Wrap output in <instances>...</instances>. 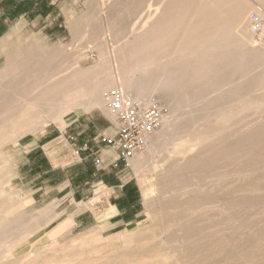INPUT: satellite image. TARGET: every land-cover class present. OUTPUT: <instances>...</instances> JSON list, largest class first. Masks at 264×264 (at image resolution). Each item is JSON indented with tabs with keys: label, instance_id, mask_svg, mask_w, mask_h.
Listing matches in <instances>:
<instances>
[{
	"label": "rangeland",
	"instance_id": "1",
	"mask_svg": "<svg viewBox=\"0 0 264 264\" xmlns=\"http://www.w3.org/2000/svg\"><path fill=\"white\" fill-rule=\"evenodd\" d=\"M179 1L57 0L56 4L52 5L50 0H23L22 2L0 0V33L15 23L24 13L27 14L30 24L15 41L11 39L6 42L3 51L0 48L2 51L0 52V82L3 85V89L0 86V264H219L220 262L225 264L228 260L230 262H227L228 264H264V197L257 200L256 193L255 201L257 200L256 204L259 207L256 210L248 209V212L246 210L244 213L243 210L247 208L243 207L241 210L242 208L236 205L237 200H233L235 208L230 207L227 214L223 213V219L226 217L234 219L226 229V236L229 239L227 249L231 252L230 256L227 255L217 226L218 218H214L209 210L207 198L203 197L198 203L193 198L191 185L194 182V174L191 172L194 168L195 148L193 146L196 141L193 140L189 129L196 114L200 115L202 129L214 125L219 117L218 105H224L222 107L229 121V132L237 130L248 120L263 114L262 68H257L256 72L245 77L243 75L246 74H232L230 71L232 66L248 67L250 63L254 67L253 63L259 65L261 62L260 59L253 60L257 54L248 53V45L245 44L244 39H249L252 34L253 18L258 16L260 22L264 19V0L215 1L217 3L219 1L218 4L212 0H198L197 3L195 0L191 3L190 0H181V3ZM210 3L215 5L214 8ZM248 5L252 7L250 10L247 9L250 8ZM223 6L226 10H222ZM227 6H230L229 9ZM189 11L194 13H190L194 18L192 21H189L193 19ZM242 12L246 13L239 21ZM221 14L226 16L223 17ZM40 17L43 20L35 22ZM183 18L186 20L181 21ZM217 18H219L218 21ZM231 19L233 22L230 21ZM180 21L182 30L179 26ZM223 21L225 24H221ZM249 22L253 25L251 26ZM185 24H187L186 28H183ZM243 24L245 25L241 26ZM261 24L264 25L263 22ZM228 25H234V28H228ZM220 26L224 29L223 31L221 27L219 31V33L223 31L221 32L223 36L217 33ZM229 34L232 36L229 37ZM214 37L215 42L212 40ZM197 41L202 49L197 45ZM208 42L211 44L204 46ZM190 43V47L195 45L196 48H190ZM144 45L148 47H143ZM142 47L147 54L144 51L138 62L129 60L128 57ZM242 47L246 48L242 49ZM209 48L210 51L212 49L211 52H208ZM112 49L118 50L119 56L123 55L119 63L122 67L120 72L124 71L122 74L125 76L129 68L141 63L140 66L145 71L159 76L155 80L156 88L162 87V83L158 84L161 80L168 82L169 91L168 95L165 94V98L153 95L152 92V94L149 93V98L152 97L151 100L155 99L160 104L172 131L170 130L168 136L164 138L157 137L156 133L152 136L150 141L154 143V151L149 158L139 164L138 169L133 166L134 158L127 168L113 166L108 172H100L101 176L98 173L92 175L88 185H85L84 171L76 166L46 173L49 168L47 169L45 162L31 153V148L37 139L45 140L43 135L46 131L51 132L48 135L50 138H55L59 131L65 128L78 127V130H82V126H87L90 121V127H94L93 132H105L111 135L114 132V121L99 109L83 111L79 114L76 123L70 122L65 125L59 124V121L64 118L66 111L44 110L40 114L37 112L31 116H24L23 110L18 109L22 102L20 98L27 88L37 90L51 83L71 81L76 69H82V77L81 75L80 77L91 84L92 78L87 79L86 76L89 74L93 77L94 70H97L95 67L100 61L99 55H103L104 70L101 82L104 80L102 84L104 99L106 93L120 89L119 86L116 87L117 89L111 86L112 82L119 84L118 80H121L117 77L116 59ZM232 49L236 50L232 52ZM186 50L187 55H184ZM213 52H218L217 57ZM235 53L243 55L240 58L238 54L241 60ZM198 54H202L203 57ZM251 54L253 57L250 56ZM196 55L197 58L193 57ZM251 57L252 62H250ZM225 59L226 64L225 61H221ZM245 59H248V62ZM240 61L241 63L238 64ZM212 62L215 65L217 63V67L221 65L219 63L225 64L222 67H227V70H220L221 74L215 77L205 75V71ZM187 66L189 68H186ZM200 66L206 67L203 68L205 70L202 71ZM175 70H178V73L182 70L181 75H174ZM196 73H198L195 75L197 80L194 79L197 82L193 80ZM106 75L110 76L106 77ZM173 75L176 76L177 82L183 78L182 82L177 83ZM220 75L226 76V79ZM170 76L173 77L174 82ZM255 76L261 81L254 78ZM107 78L111 80L108 81ZM250 78L252 85H250ZM232 79L233 81L230 82ZM126 80L127 78L122 77L123 82ZM7 81H9L8 85ZM208 81L211 83L206 86ZM212 81L214 85L219 81V87L217 85L215 87ZM254 81L257 83L254 84L255 87ZM22 85L25 87L23 88ZM189 86L194 90L192 93L188 90ZM221 86L225 88L222 87V89ZM197 87L205 88L204 93L200 94L203 92L202 89L200 93L195 92ZM231 89L234 91L236 89L235 92L238 95L234 91L231 92ZM251 89L252 92H250ZM209 91L210 95L216 92L212 95L214 99L208 102L203 101L201 97L209 94ZM245 91L247 95L244 94ZM32 95L34 96L35 93ZM177 99L179 100L176 101ZM210 109L213 110L210 111ZM13 112L15 117L10 116L14 114ZM8 119L18 123L8 122ZM176 128L180 131H176ZM181 168L184 169L181 170ZM261 175L264 176V174ZM259 177L260 174H256L253 179H259ZM184 187L187 193L182 190ZM261 194L264 195V191L258 195L262 196ZM244 215V221L239 222L240 216ZM256 217L257 219L253 221ZM248 221H250L249 225L244 223ZM254 229L255 233L252 232ZM184 237L188 240L184 241ZM232 247L237 250H232ZM249 247H251L249 250L253 249V251H249ZM230 259L234 260L230 261Z\"/></svg>",
	"mask_w": 264,
	"mask_h": 264
},
{
	"label": "bare ground",
	"instance_id": "2",
	"mask_svg": "<svg viewBox=\"0 0 264 264\" xmlns=\"http://www.w3.org/2000/svg\"><path fill=\"white\" fill-rule=\"evenodd\" d=\"M179 1V0H178ZM181 1V0H180ZM179 1V3H181ZM188 1V0H187ZM197 1L198 0H195V2L197 3ZM206 1V0H205ZM205 1L203 2V3H205ZM208 1V0H207ZM212 1H217V0H212ZM220 1V0H219ZM219 1H218V3H219ZM184 1H182V3H183ZM190 3L192 2V0H190L189 1ZM213 2V3H214ZM247 2V1H246ZM245 2V3H246ZM185 3H186V1H185ZM184 3V4H185ZM213 3H210V4H212V6H213ZM215 3H217V2H215ZM217 3V4H218ZM231 3V2H230ZM244 3V4H245ZM200 4H202V3H200ZM209 4V5H210ZM216 4V5H217ZM249 4V3H248ZM260 4V3H259ZM179 5H181V4H179ZM198 5V4H197ZM208 5V6H209ZM234 5V4H233ZM250 5H253V4H250ZM261 5V4H260ZM211 6V7H212ZM215 6V5H214ZM214 6H213V8H214ZM231 6V5H230ZM230 6H227V8L229 9V7ZM249 6V5H248ZM247 6V7H248ZM256 6V5H255ZM194 7H196V5L194 6ZM194 7H193V11H194ZM224 7V6H223ZM222 7V10H226V7H224L223 8ZM246 7V6H245ZM250 8H247V9H251L252 7L251 6H249ZM217 8V7H216ZM215 8V9H216ZM240 8V7H239ZM238 8V9H239ZM254 8V10H255V7H253ZM205 9H207V8H205ZM227 9V10H228ZM232 9V8H231ZM196 10V9H195ZM219 10V9H218ZM253 10V11H254ZM197 11V10H196ZM236 11H238V10H236ZM236 11H234V12H236ZM180 12V11H179ZM192 12V11H191ZM190 11H189V15L191 16V15H193V14H190L191 13ZM201 12V11H200ZM248 12V11H247ZM221 13V12H220ZM245 13L246 12H242V14L240 15V18H239V21H240V19H243V17L245 16ZM223 14V13H222ZM221 14V15H222ZM232 14V13H231ZM248 14V13H247ZM260 14V13H259ZM223 17H225L224 15H222ZM222 16H220V17H222ZM192 17V16H191ZM190 17V18H191ZM194 17H195V15H194ZM263 17V16H262ZM193 18V17H192ZM226 19V18H225ZM184 21V20H186V18L184 19H181V21ZM192 21V20H194V18L193 19H189V21ZM219 20V18H217V21ZM220 20H221V18H220ZM238 20V19H237ZM251 20V19H250ZM249 20V21H250ZM179 21V20H178ZM181 21L179 22V26H180V28H181V30H182V27H181ZM188 21V22H189ZM231 22H233L232 21V19L230 20ZM187 22V21H186ZM187 22V23H188ZM248 22V21H247ZM263 22V24H264V19H262L261 20V22L259 21V25H257V24H254V26H252L253 24L252 23H250L251 24V26H252V30H251V36L249 37V39H244V42H245V44H247L248 45V53L250 52V53H252L253 55H255V54H257V57L255 56V58H253V60H255V59H257V60H259L260 59V61H258V62H260V64L257 66L256 64H252V65H254V67H255V65H256V67H255V69H254V67H252L251 65H250V63L247 65L248 67H231L232 68V70L230 71L232 74H234V73H237V74H246V75H243V77H245V76H248L250 73H253V72H256V70H257V68H262V76L261 77H263L264 76V25H262L261 23ZM184 23V22H183ZM182 23V24H183ZM221 23V22H220ZM225 24V22L223 21L221 24ZM236 23H238V21L236 22ZM240 23V22H239ZM189 24H191L190 22H189ZM220 24V25H221ZM233 24V23H232ZM248 24V23H247ZM184 25V24H183ZM186 25L187 24H185V26L183 27V28H186ZM207 25V24H206ZM205 25V26H206ZM234 25H235V21H234ZM234 25L233 26H227L228 28L229 27H233L234 28ZM237 25V24H236ZM239 25V24H238ZM245 24H243V25H241V26H244ZM189 26V25H188ZM202 26H204V25H202ZM262 26V27H261ZM222 27V30L224 31V29H223V26H220L219 27V30H218V32L217 33H219V31L221 30L220 28ZM248 27H249V25H248ZM188 28V27H187ZM217 28V27H216ZM236 28V27H235ZM250 28V27H249ZM248 28V29H249ZM199 29V28H198ZM232 29V28H231ZM239 29V28H238ZM150 30H151V28H150ZM152 30H153V28H152ZM193 30V29H192ZM156 31V30H155ZM223 31H221V32H223ZM234 31V30H233ZM221 32L219 33L220 35H221ZM261 32V33H260ZM180 33H181V31H180ZM185 33H187L186 31H185ZM200 33H201V31H200ZM217 33L215 34V35H217ZM231 33H232V31H231ZM249 33V32H248ZM198 35V34H197ZM219 35V36H220ZM236 35H237V33H236ZM250 35V34H249ZM221 36H223V35H221ZM229 37H231L232 35H228ZM217 37V36H216ZM245 37V36H244ZM248 37V36H247ZM246 37V38H247ZM219 38V37H218ZM218 38H216L217 40H218ZM227 38V37H226ZM241 38V37H240ZM201 39V38H200ZM207 39H209V38H207ZM214 39H215V37L214 38H212V40H213V42H215L214 41ZM180 40V39H179ZM185 40H187V39H185ZM199 40V39H198ZM216 40V42L217 43H219L218 41ZM234 40V39H233ZM236 40V39H235ZM182 41V40H181ZM201 41V40H200ZM146 42V41H145ZM199 41H197L196 43H198ZM210 42V41H209ZM208 42V44L207 45H204V46H208L209 44H211V43H209ZM212 42V43H213ZM223 42H225L224 40H223ZM231 42V41H230ZM127 42L125 41V44H126ZM196 43H194V44H196ZM202 43H204V42H202ZM221 43V42H220ZM179 44V43H178ZM193 44V43H192ZM205 44V43H204ZM214 44V43H213ZM229 44H231V43H229ZM142 45V44H141ZM190 45H191V43L189 44V47H190ZM197 45H199V48H200V43H198ZM241 45V44H240ZM145 46H147V45H144L143 47H145ZM148 46H149V43H148ZM147 46V47H148ZM215 46V45H214ZM213 46V47H214ZM125 47V46H124ZM141 48V49H139V51H136L134 54H132V56H129L128 58H129V60H134L135 62H138L141 58H142V56H141V54L145 51V49L144 48ZM150 47V46H149ZM191 47H193V45L191 46ZM190 47V48H191ZM210 47V46H209ZM217 47V46H216ZM219 47V46H218ZM217 47V48H218ZM240 47V46H239ZM99 48H100V46L98 45L97 46V49H98V51H99ZM185 48V47H184ZM183 48V50L185 51V49ZM193 48H196V46L194 45V47ZM192 48V49H193ZM207 48V47H206ZM205 48V49H206ZM246 48V47H245ZM245 48H243L242 47V49H245ZM186 49H188V48H186ZM197 49H198V47H197ZM200 49H202V47L200 48ZM204 49V48H203ZM222 49V48H221ZM113 50V53L115 54H113L114 55V58L116 59V70L118 71L117 72V77H119V78H121V80H118V82H119V84L117 85V84H115L114 82H112V84H111V86H112V88L113 87H118L119 86V90H121L122 92H123V94H124V96L127 98V99H130V100H132V101H134L135 103H137V104H142V105H146V104H148L150 101H151V98L152 97H150L149 98V93H153V95L155 94V95H159V96H161V98L163 99V98H165L164 96H165V94H167L168 93V91H169V89H168V82H162V80L160 81V82H158V84H161L162 85V87H158V88H156L155 87V85H157L156 83H155V80L157 79V78H159V76L157 75V74H155V73H150V72H147V70L145 71L144 69H143V67L142 66H140L141 65V63H140V65L139 64H135L134 66H132L131 68H129V70H128V72H127V74H126V76L124 75V74H122L123 72H120V70H121V65H120V60H121V56H123V55H118L119 53H118V50H115V49H112ZM178 50V49H177ZM233 50H236V49H232V52H233ZM239 50V49H238ZM240 50H241V48H240ZM149 51V50H148ZM180 51H182V49L180 50ZM191 51V50H190ZM210 51V48H209V50H208V52ZM211 51H212V49H211ZM210 51V52H211ZM219 51H221V50H218V52ZM178 52V51H177ZM176 52V53H177ZM188 51L186 50V52H185V54L184 55H187L186 53H187ZM217 52V53H218ZM222 52V51H221ZM145 53H146V51H145ZM199 53V52H198ZM215 53V55L217 54L216 52H213V54ZM242 54H243V52H241ZM147 54V53H146ZM145 54V55H146ZM189 54V53H188ZM191 54V53H190ZM204 54V56H205V53H203ZM238 54H239V57L240 58H242V56L244 55H241L240 53H235V55H237V57H238ZM250 55V56H252L253 57V55ZM131 55V54H130ZM179 55H180V53H179ZM183 55V56H184ZM199 55V54H198ZM202 54H200L199 56H201ZM219 55V54H218ZM241 55V56H240ZM102 56L103 55H99V58H100V61H99V63L96 65V69L97 70H94V72H93V77H91L89 74H88V76H90V77H88V76H86L87 77V79L89 78H92V79H90V80H92V85L89 83H86L85 81H83V79L81 78L82 77V75H81V73L83 72H81V70H77L76 69V73L73 75L74 77H73V79L70 81V80H68V81H59V82H56V83H51V84H49V85H47L46 87H42V88H39V89H37V90H31L30 88H27V89H25V91H24V95L20 98L21 99V103H20V105L18 106V109H20V111L21 110H23V114H24V116H31V114H33V113H37V112H39L38 114H40V112H42V111H44V110H61V111H66V113H64V118L63 119H61L60 121H59V124H61V125H65V124H67V123H70V122H73V121H75L77 118H78V116H79V114L81 113V112H83V111H85V112H89V111H91V110H94V109H99V110H102L109 118H110V120H112V121H114L115 120V117L111 114V112L109 111V108H108V106H107V104H106V102H105V99H103V97H102V88H103V86H102V84H103V82H104V80H103V82H101V77H102V73H103V70H104V65L102 64V61H103V58H102ZM127 56V55H126ZM189 56H192V55H189ZM220 56V55H219ZM48 57V56H47ZM46 57V58H47ZM175 57V56H174ZM193 57H195V58H197V55L196 56H193ZM192 57V58H193ZM201 57H203V56H201ZM201 57H198V58H201ZM208 57V56H207ZM211 57H213V56H211ZM216 57H217V55H216ZM221 57V56H220ZM230 57H232V56H230ZM237 57H235V58H237ZM238 57V59H240ZM246 57H247V55H246ZM252 57H251V60H250V62H252ZM45 58V57H44ZM182 58V57H181ZM187 58V57H186ZM235 58H232V59H234L235 60ZM178 59V58H177ZM185 59V58H184ZM190 59H191V57H190ZM205 59H206V57H205ZM209 59V58H208ZM237 59V60H238ZM114 60V59H113ZM126 60V59H125ZM151 60V59H150ZM153 60V59H152ZM192 60V59H191ZM194 60V59H193ZM241 60V59H240ZM247 60V62H248V59H245V61ZM148 61V60H147ZM181 61V60H180ZM179 61V62H180ZM187 61V60H186ZM221 61H225V64H226V59L225 60H221ZM220 61V62H221ZM239 61V60H238ZM237 61V62H238ZM114 62H115V60H114ZM199 62V61H198ZM202 62V61H201ZM210 62V61H209ZM208 62V63H209ZM11 63V62H10ZM119 65H118V64ZM207 63V62H206ZM241 63V61L238 63V64H240ZM184 64V63H183ZM185 64H186V62H185ZM184 64V65H185ZM190 63H188V65H189ZM211 64V63H210ZM221 64V65H220ZM224 64V65H225ZM231 64H233V63H231ZM245 64V63H244ZM247 64V63H246ZM146 65V64H145ZM194 65V64H193ZM212 65L214 66L215 64H213V62H212ZM212 65H209V68L205 71L206 73H205V75H210V77H215L216 75H219V74H221L220 73V70H227V67H222V66H224L222 63H219V67H217L216 65H217V63H216V65H215V67H211L210 68V66H212ZM229 65V64H228ZM46 66V65H45ZM203 66V65H202ZM206 66H208V64L206 65ZM147 67V66H146ZM145 67V68H146ZM149 67V66H148ZM184 67V66H183ZM191 67H192V65H191ZM195 67V66H194ZM201 67V66H200ZM199 67V68H200ZM43 68V67H42ZM47 68V67H46ZM152 67H150V69H151ZM181 68V67H180ZM186 68H189V66H187ZM202 68V67H201ZM200 68V69H201ZM203 68H206V67H203ZM203 68L201 69L202 71H204L203 70ZM44 69V68H43ZM48 69V68H47ZM148 69V68H147ZM181 69H184V68H181ZM195 69H196V67H195ZM194 69V71H196ZM16 70V69H15ZM149 70V69H148ZM178 70H180V69H178ZM177 70V71H178ZM187 70H189V69H187ZM186 70V71H187ZM190 70H192V69H190ZM199 70V69H198ZM23 71H24V69H23ZM40 71H42V70H40ZM44 71V70H43ZM47 71H49V69L47 70ZM166 71V70H165ZM164 71V72H165ZM176 71V70H175ZM175 72L176 74H174V75H178V74H180V73H182L181 71H180V73H178V72ZM261 71V70H260ZM85 72V71H84ZM90 72V71H89ZM89 72H87V73H89ZM156 72H158V71H156ZM162 72V71H161ZM229 72V70L227 71V73ZM34 73H35V71H34ZM44 73H45V71H44ZM44 73H43V76H44ZM91 73V72H90ZM191 73H194V72H191ZM200 73V72H199ZM46 74H48V72L46 73ZM51 74H53V73H51ZM51 74L49 75V76H51ZM68 74V73H67ZM69 74L71 75V73H70V71H69ZM115 74V73H114ZM164 74V73H163ZM165 74H167L166 72H165ZM169 74V73H168ZM229 74V73H228ZM259 74H260V72H259ZM4 75V74H3ZM80 75H81V77H80ZM85 75V74H84ZM113 75V74H112ZM171 75V74H170ZM173 75V76H174ZM181 75V74H180ZM188 75V74H187ZM186 75V76H187ZM195 75H198V73H196V74H194V77H193V80H195L196 78H195ZM25 76V75H24ZM23 76V77H24ZM108 76H110V75H108ZM107 75H106V77H108ZM114 76V75H113ZM165 76V75H164ZM163 76V77H164ZM185 76V77H186ZM191 76H193L192 74H191ZM220 76H222L224 79H226L225 77H224V75H220ZM236 76V75H235ZM241 76V75H240ZM239 76V77H240ZM253 76V75H252ZM72 77V76H71ZM122 77L124 78V79H126L127 78V80L125 81V82H123L122 81ZM126 77V78H125ZM171 77V76H170ZM206 77V76H205ZM238 77V79H240ZM242 77V76H241ZM242 77V78H243ZM34 78V77H33ZM46 79H48V78H50V77H45ZM70 78V77H69ZM119 78H117V79H119ZM175 78H176V76H174V80H175ZM179 77H177V79H178ZM182 78V77H181ZM195 78V79H194ZM197 78H200V77H197ZM227 78H228V76H227ZM254 78H257V76H255ZM253 78V79H254ZM8 79V78H7ZM71 79V78H70ZM107 79H109L108 81H110L111 80V78H107ZM106 79V80H107ZM114 79V78H113ZM171 79L173 80V77H171ZM170 79V80H171ZM183 79V78H182ZM182 79H180V81L182 82ZM205 79V78H204ZM210 79V78H209ZM208 79V80H209ZM213 79V78H212ZM216 79V78H215ZM219 79V78H218ZM247 79V78H246ZM246 79H244L245 81H246ZM263 79V78H262ZM8 80H10V79H8ZM40 80V79H39ZM166 80H167V78H166ZM174 80L172 81V82H174ZM193 80H191V81H193ZM197 80V79H196ZM195 80V82H197ZM214 80V79H213ZM223 80V79H222ZM243 80V81H244ZM257 80H258V78H257ZM13 80L11 79V82H12ZM28 81V80H27ZM34 81H36V79L34 80ZM37 81H38V79H37ZM114 81H115V79H114ZM176 82H177V80H175ZM179 80H178V82H180ZM231 81H233V79L232 80H230V82ZM237 81V80H236ZM240 80H238L237 82H239ZM258 81H261V79H259ZM264 81V80H263ZM8 82L9 81H7L6 83H7V85H8ZM16 82L18 83V81L16 80ZM29 82V81H28ZM177 82V83H178ZM194 82V81H193ZM192 82V83H193ZM216 82V81H215ZM218 82L219 81H217L216 83V85L218 86ZM250 82H251V78H250ZM30 83H31V81H30ZM177 83H176V85H177ZM190 83V82H189ZM209 83H211L210 81H208V84H206V86H208V85H210ZM214 83V81H212V84ZM235 83V82H234ZM242 83V82H241ZM240 83V84H241ZM259 83V82H258ZM13 84V83H12ZM32 84H33V81H32ZM203 84V83H202ZM222 84V83H221ZM228 84V83H227ZM250 84V83H249ZM248 84V85H249ZM254 84H257L255 81H254V83H253V86L255 87V85ZM264 84V83H263ZM5 85V84H4ZM214 85V84H213ZM216 85H214L215 87H217ZM220 85V84H219ZM223 85H226V84H223ZM229 85H230V83H229ZM228 85V86H229ZM232 85V84H231ZM250 85H252V82H251V84ZM0 86H2V89H3V85H1V82H0ZM11 86H13V85H11ZM36 86V85H35ZM205 86V87H206ZM240 86V85H239ZM259 86H261V85H259ZM263 86V85H262ZM20 87V86H19ZM22 87H23V85H22ZM25 87V86H24ZM23 87V88H24ZM179 86H177V88H178ZM183 87V86H182ZM212 87V86H211ZM219 87V86H218ZM222 87H224V86H221L220 88H222ZM227 87V86H226ZM1 88V87H0ZM181 88V87H180ZM219 88V89H220ZM225 88V87H224ZM234 88H236V87H234ZM257 88V87H256ZM11 89V88H10ZM117 89V88H116ZM184 89V88H183ZM186 89V88H185ZM195 89H197L195 92H197V93H200V92H202L203 91V89L205 90V88H203L202 89V87L200 88V87H197V88H195ZM201 89H202V91H201ZM223 89V88H222ZM221 89V90H222ZM237 89H239V88H237ZM248 89V88H247ZM253 89V88H252ZM252 89H251V91L250 92H252ZM107 90H108V87H107ZM188 90H191V92L190 93H192L194 90H193V88L192 89H190V86H189V89ZM209 90V89H208ZM208 90H207V92H208ZM211 90H212V88H211ZM262 90V89H261ZM260 90V91H261ZM3 91V90H2ZM172 91V90H171ZM178 91V90H177ZM213 91H214V88H213ZM232 91H234L233 89H231V92ZM235 91H236V89H235ZM234 91V92H235ZM255 91V90H254ZM258 90H256V92H257ZM184 92V91H183ZM206 92V93H207ZM224 92V91H223ZM223 92H221V94L223 93ZM259 92V91H258ZM33 93H35V95L33 96L32 94ZM151 93V94H152ZM172 93V92H171ZM176 93V92H175ZM181 93V92H180ZM179 93V94H180ZM204 93V91L202 92V93H200V94H203ZM227 93V92H226ZM236 93V92H235ZM248 94H250L249 92H247ZM7 94H8V92H7ZM181 94H183V93H181ZM214 95L216 94V92L215 93H213ZM213 94H211L210 95V91H209V94H206V95H203V97H201V99L204 101V100H207L206 102H208V100H213L214 99V97L212 96ZM219 94V93H218ZM245 95H247L246 94V91H245V93H244ZM168 95V94H167ZM170 95V94H169ZM177 95V94H176ZM210 95V96H209ZM236 95H238L237 93H236ZM8 96H9V94H8ZM171 96H172V94H171ZM187 96V95H186ZM186 96H185V99H187L186 98ZM201 96V95H200ZM199 96V97H200ZM207 96H209V97H207ZM235 96V95H234ZM242 96H243V93H242ZM5 97V96H4ZM4 97H3V99H4ZM170 97V96H169ZM176 97V96H175ZM178 97H180V96H178ZM182 97V96H181ZM199 97H197L198 98V100H199ZM213 97V98H212ZM236 97V96H235ZM244 97H246V96H244ZM248 98H249V96H247ZM147 98L149 99V100H147ZM168 98V97H167ZM242 98V97H241ZM248 98H247V100H248ZM173 99H174V97H173ZM176 99V98H175ZM185 99H183V100H185ZM190 99V98H189ZM196 99V98H195ZM195 99H193V100H195ZM243 99V98H242ZM179 99H177L176 101H178ZM192 100V101H193ZM240 100V99H239ZM246 100V99H245ZM166 101V100H165ZM168 101H170V100H168ZM187 101V100H186ZM197 101V100H196ZM201 101V100H200ZM199 101V102H200ZM180 102V101H179ZM202 102V101H201ZM253 102H254V99H253ZM184 103V102H183ZM186 103V102H185ZM190 103H192V102H190ZM234 104L233 105H235L236 106V104H235V102H233ZM241 103V102H240ZM244 103V102H243ZM262 103L264 104V100L262 101ZM182 104V103H181ZM194 104V103H193ZM197 104V103H196ZM231 104V103H230ZM245 104V103H244ZM199 105V104H198ZM201 105V104H200ZM186 106V105H185ZM222 106H224V105H222ZM221 105H218V107H219V117L218 116H216V117H218V119H217V122L214 124V125H210V126H208L207 128H205V129H202V127H201V121H200V115H197L196 114V116H195V118L193 119V121H191L192 123H191V125H190V133L193 135V140H195L196 141V143H194V148H195V150H194V168H193V172H191V173H193L194 174V178H193V180H194V182H193V184L191 185V188H192V193H193V198H194V200H196V203H198L199 201H201L202 199H203V197H206L207 198V203H208V205H209V210L212 212V214H213V216H214V218H218V223H217V226H218V228H219V232H220V235H221V237H222V240H223V244H224V246L226 247V254L227 255H231L230 253L231 252H229V250L227 249V245H228V241H229V239H228V236H226L227 234H226V229H228V226H230V224L234 221V219L232 218V217H229V218H225V219H223V217L222 216H224L223 215V213L224 214H227L226 212H228L231 208L230 207H232V208H235V206L237 205V206H239L240 208H242L241 210H243V207H246L247 209H244L243 210V212L244 211H246L247 210V212H248V209H250V210H256L257 208H259L258 207V205L256 204V201L257 200H259L260 198H262V197H264V195H262V196H260V195H258V194H260V193H262V191H264V187L262 186V185H264V176L262 177V175L261 174H264V112H263V114L262 115H260V116H255V118H253V119H251V120H248L247 121V123L246 124H244L243 126H241L240 128H238L237 130H235V131H232V132H229V129H230V126H229V121L227 120V118H226V111H225V109H224V107H222ZM183 107V106H182ZM200 107V106H199ZM218 107H216V108H218ZM255 107V106H254ZM176 108V107H175ZM253 108V107H252ZM174 109V108H173ZM177 109V108H176ZM179 109V108H178ZM184 109V108H183ZM186 109H187V107H186ZM215 109V108H214ZM231 109V108H230ZM230 109H229V111H230ZM233 109H235L234 107H233ZM232 109V110H233ZM251 109V108H250ZM191 110V109H190ZM213 110V109H212ZM211 109H210V111H212ZM186 111V110H185ZM189 111V110H188ZM205 111H207V110H205ZM209 111V110H208ZM209 111V112H210ZM216 112V111H215ZM14 114H12V115H10L11 117H15V112H13ZM49 113V112H48ZM185 113V112H184ZM197 113V112H196ZM187 114H188V112H187ZM186 114V115H187ZM211 114H212V112H211ZM214 115H215V113H213ZM236 114V113H235ZM37 115V114H36ZM205 115H206V113H205ZM205 115L203 116V117H205ZM193 117V116H192ZM27 119V118H26ZM189 120H190V118H189ZM8 122H11V121H13L14 123H18L17 121H15V120H12V119H8L7 120ZM212 121V120H211ZM54 122V121H53ZM244 122V121H243ZM1 125V124H0ZM234 126V125H233ZM187 127V126H186ZM185 127V128H186ZM171 128V126H169L168 125V119L167 118H165V124H164V127L162 128V130H161V132L159 131V132H157L156 133V135H157V137H159V138H164V137H166V136H168V132H170V129ZM180 129V128H179ZM172 131V130H171ZM176 131H180V130H177V128H176ZM175 131V132H176ZM36 132V131H35ZM172 133V132H171ZM189 134V133H188ZM179 135V134H178ZM172 137V136H171ZM171 139V138H170ZM160 150V149H159ZM158 150V151H159ZM153 151H154V143L152 142V141H150L149 140V142H148V144H147V147L145 148V150L143 151V153L141 152V153H139V155L137 156V157H135V159L133 160V166L135 167V169H138V167H139V164H142L143 163V161L144 160H146L147 158H149L151 155H152V153H153ZM181 164V163H180ZM187 164V163H186ZM189 164H190V162H189ZM184 166V165H183ZM177 168H178V166H177ZM187 168V167H186ZM184 169V168H183ZM182 168H181V170H183ZM190 170V169H189ZM189 172V171H188ZM171 173V172H170ZM174 173V172H173ZM182 173V172H181ZM184 173H186L187 174V172H185L184 171ZM190 174V173H189ZM256 174H260V177H259V179H256V178H254L253 179V177L254 176H256ZM259 176V175H258ZM192 180V181H193ZM254 180V181H253ZM258 181V182H257ZM187 185V184H186ZM262 186V187H261ZM189 188V187H188ZM182 190H184V192H186L187 193V191H186V188L184 187V188H182ZM185 193V194H186ZM256 193H257V200L255 201V199H256ZM233 200H237V204L236 205H234L233 204ZM149 204H150V202H149ZM260 206H261V204H260ZM171 207H172V205H171ZM203 207V206H202ZM160 209V208H159ZM173 209V208H172ZM175 209V208H174ZM197 209V208H196ZM161 210V209H160ZM200 210V209H199ZM175 211V210H174ZM219 211H223L222 213L220 212L219 213ZM242 212V213H243ZM244 213H246V212H244ZM175 214H176V212H175ZM203 215V214H202ZM264 215V214H263ZM205 216V215H204ZM208 217V216H207ZM244 217H245V215L244 216H240V218L238 219V221L239 222H243L244 221ZM258 218L259 217H263V216H257ZM257 217L256 218H252L253 219V221H255V219H257ZM251 220V219H250ZM168 222H169V220H167ZM245 224H250V221H248L247 223L246 222H244ZM240 224V223H239ZM248 224V225H249ZM263 224V223H262ZM244 224H242V226H243ZM258 225H260V224H258ZM169 226V225H168ZM262 226V225H261ZM235 227V226H234ZM239 227V226H238ZM244 227H246V226H244ZM236 228V227H235ZM256 228H258L257 226H256ZM235 230V229H234ZM237 230V229H236ZM258 230V229H257ZM250 231V230H249ZM164 232H165V230H164ZM168 232H171V231H168ZM252 232H254L255 233V229H254V231H252ZM252 232H250V233H252ZM247 232H245V234H246ZM249 233V235H252V234H250ZM244 234V235H245ZM236 235V234H235ZM255 235V234H254ZM237 236H238V234H237ZM247 236H248V234H247ZM163 237V236H162ZM230 237V236H229ZM240 237V236H239ZM245 237V236H244ZM255 237H256V235H255ZM161 238V237H160ZM164 238V237H163ZM176 238V237H175ZM262 238V237H261ZM242 238H240V240H241ZM4 240V239H3ZM164 240V239H163ZM166 240V239H165ZM183 240L184 241H187L188 239H187V237H184L183 238ZM238 240V239H237ZM211 241V240H210ZM1 242H2V240H1ZM218 242V241H217ZM254 243V242H253ZM256 243V242H255ZM14 245V244H13ZM2 246H4V245H2ZM14 246H16V245H14ZM243 246V245H242ZM253 246H254V244H253ZM1 247V246H0ZM13 247V246H12ZM234 247V246H233ZM231 248L232 250L233 249H236V248ZM240 248H241V245L239 246ZM244 247V246H243ZM242 247V248H243ZM185 248V247H184ZM230 248V247H229ZM251 247H249L248 248V250L250 249ZM253 248H255V246L253 247ZM159 249V248H158ZM156 250V249H155ZM237 250V249H236ZM235 250V251H236ZM252 251H253V249H251ZM251 250H249V251H251ZM129 251V250H128ZM154 251V250H153ZM231 251V250H230ZM244 251V250H243ZM242 251V252H243ZM246 251H247V249H246ZM135 252V251H134ZM152 252V251H151ZM241 252V254H243ZM128 253H131V252H128ZM137 253V252H136ZM153 253V252H152ZM166 253V252H165ZM240 253V252H239ZM188 255V254H187ZM159 256V255H158ZM128 257V256H127ZM132 257V256H131ZM130 257V258H131ZM132 258H134V257H132ZM228 258V257H227ZM232 258H235V257H232ZM135 259V258H134ZM151 259V258H150ZM237 259V258H236ZM160 260V259H159ZM219 260V259H218ZM228 260V259H227ZM232 259H230V261H231ZM234 260V259H233ZM232 260V261H233ZM238 260H239V258H238ZM131 261V260H130ZM136 261V260H135ZM178 261H180V259L178 260ZM229 261V260H228ZM227 261V262H228ZM137 262V261H136ZM153 262V261H152ZM163 262V261H162ZM225 263V264H228V263H230V262H228V263ZM191 263V262H190ZM204 263V262H203ZM221 263V262H220ZM219 263V264H220ZM224 263V262H223ZM222 263V264H223ZM148 264V263H147Z\"/></svg>",
	"mask_w": 264,
	"mask_h": 264
},
{
	"label": "built area",
	"instance_id": "3",
	"mask_svg": "<svg viewBox=\"0 0 264 264\" xmlns=\"http://www.w3.org/2000/svg\"><path fill=\"white\" fill-rule=\"evenodd\" d=\"M259 17L253 18V24L259 25ZM105 102L115 117L113 135L96 133L92 138L95 146L77 147L75 153L80 155L88 151L96 167L102 165L101 148H109L116 156L112 166L127 168L130 161L147 147L149 140L163 126L165 114L160 104L151 100L148 104H137L127 99L121 90H113L105 94ZM60 137L73 141V136L64 130Z\"/></svg>",
	"mask_w": 264,
	"mask_h": 264
},
{
	"label": "crops",
	"instance_id": "4",
	"mask_svg": "<svg viewBox=\"0 0 264 264\" xmlns=\"http://www.w3.org/2000/svg\"><path fill=\"white\" fill-rule=\"evenodd\" d=\"M22 1L23 0H20V2ZM50 1L52 5H55L57 2V0ZM27 19V14H22L15 21V23L9 25L6 30L0 33V48H2V51L6 42L11 39H14L15 41V39L18 38L22 32H24L25 28L30 25ZM41 20H43L42 17L36 19L35 22H41ZM77 121L78 119L73 121V124ZM93 128L94 127L92 126L90 127V121H88L87 126H82V130H78V127L74 129H71L70 127L65 128L64 130H68V132L73 136V141H68L60 137V133L62 131H59L58 136L55 138H50L48 135H50L51 132L46 131L43 135L45 140L41 141L40 139H37L34 146L31 148V153H33L36 158L45 162L47 169L49 168L46 173L54 172L59 169H68L73 166L81 168L85 174V185H88L92 175H96V173H98L99 176H101L100 172H108L112 170V163L116 158L114 153L109 148H101V156L103 160L102 165L100 167H95L93 165L92 157H90L88 151H83L80 155L75 153L77 147H83L84 145H89L95 149V146L92 143V138L96 132H93ZM104 134L107 133L104 132ZM37 171H39L38 168Z\"/></svg>",
	"mask_w": 264,
	"mask_h": 264
}]
</instances>
